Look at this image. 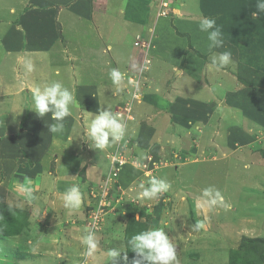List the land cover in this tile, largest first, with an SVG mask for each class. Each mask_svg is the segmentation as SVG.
Returning a JSON list of instances; mask_svg holds the SVG:
<instances>
[{"label": "rangeland", "instance_id": "374dc122", "mask_svg": "<svg viewBox=\"0 0 264 264\" xmlns=\"http://www.w3.org/2000/svg\"><path fill=\"white\" fill-rule=\"evenodd\" d=\"M199 1H0V10L19 9L18 15L0 17V84L7 89L8 109L31 115L30 90L57 81L78 102L65 118V131L79 146L84 144V151L94 145L86 129L100 110L119 113L124 131L123 140L104 152L93 146L95 163L108 160L109 167L106 161L103 179L98 175L93 184L96 190L92 184L79 187L83 202L78 210L65 212L59 202L47 206V198L43 205L28 201L13 182L8 191L0 182L4 212L22 220L29 215L18 235H0V264H57L59 258L70 264H130L125 230L133 217L145 221L141 213L152 217L151 227L165 228L179 264H229L230 252L244 239L264 241V11L257 7L260 0H206L202 7ZM141 2L147 4L146 12ZM33 6L38 7L34 20L27 13ZM180 12L191 22L215 20L220 43L208 46V32L199 29L196 44V35L180 29ZM16 24L30 43L16 41ZM5 48L19 52L7 54ZM224 52L231 53V61L220 67ZM29 62L31 72L26 70ZM113 68L125 74L119 87L109 79ZM21 115L11 114L15 136L28 117ZM34 148L41 155L42 147ZM55 152L46 171L55 169L62 176L55 167L62 153ZM117 155L127 163L115 175L110 166ZM136 162L141 167H134ZM146 172L167 180L171 188L142 205L135 197L141 181L149 186ZM105 185L112 196L103 195ZM205 188L211 197L204 199L215 198L219 190L224 200L211 209H197ZM101 199L108 201L105 213L99 211L103 229L95 232L96 252L86 256L81 237ZM32 207L43 219L33 216ZM30 215L39 223L33 226ZM201 220L205 227L195 230ZM61 235L74 251L60 246L68 256L54 252ZM109 248L121 250L120 255L109 258Z\"/></svg>", "mask_w": 264, "mask_h": 264}, {"label": "clouds", "instance_id": "9594fccd", "mask_svg": "<svg viewBox=\"0 0 264 264\" xmlns=\"http://www.w3.org/2000/svg\"><path fill=\"white\" fill-rule=\"evenodd\" d=\"M260 11H264V0H260L257 5ZM199 29L208 32V40L211 42L210 47L220 43L218 40L221 37V29L213 19L204 18L199 22ZM211 30V31H209ZM220 67L228 65L231 61V53L224 52L219 56ZM28 72L33 71V65L29 62L26 65ZM109 79L111 82L120 86L125 79V74L118 69H111L109 72ZM131 83V80H129ZM31 108L34 109L38 117L44 118L49 113L52 120L56 123L49 125L50 132L53 134H62L65 129V118L72 115L71 108L77 105V100L73 92L60 82L54 81L43 88L37 86L30 90ZM122 118L119 113L113 115L110 110H100L98 114L91 119L86 134L89 139L94 141V147L102 152L113 147L117 141L124 138ZM111 138V139H110ZM111 159L116 161L117 156H112ZM123 163V161H121ZM134 167H141L139 162L134 164ZM149 177L145 187V183L141 181L138 184L139 191L136 194L135 201H139L142 205L146 201H152L160 198L164 193H167L171 184L165 180L152 176L151 173H145ZM14 190L22 195L26 200L32 201L36 199L33 195L34 186L31 178L25 177L23 183L19 180L13 183ZM201 197L196 201L197 209H211L213 205L224 200V196L218 190L215 198L204 199V197H211V192L205 188L201 192ZM82 192L78 185H71L61 196L63 208L69 211L78 210L83 202ZM195 230H200L205 227L204 221H197L193 226ZM98 240L94 231H89L86 227L84 234L81 237V244L86 248L85 255L92 256L98 248ZM127 249L139 257L136 260L134 257V264H140V260H146L151 264H179L177 259L176 245L170 239L164 227H149L147 229L138 231L132 234L126 240ZM35 251V246L33 247ZM121 250L117 248H109L106 255L109 258H115L120 255ZM125 259L127 257L125 256Z\"/></svg>", "mask_w": 264, "mask_h": 264}, {"label": "crops", "instance_id": "0c3cea01", "mask_svg": "<svg viewBox=\"0 0 264 264\" xmlns=\"http://www.w3.org/2000/svg\"><path fill=\"white\" fill-rule=\"evenodd\" d=\"M85 1L86 0H84V2ZM36 2L38 4L39 0H36ZM205 2L206 0H200L199 6L202 7V5ZM30 3L32 2L30 1ZM146 3L144 2L139 3L142 5L143 11L145 12L146 10L144 5H147ZM0 6H3V4L0 3ZM81 6L83 7V9H85L84 6L80 4V7ZM34 7L35 6H33L31 9L27 11V13L29 14L32 20H34L35 17H37L36 11L35 12L33 11L38 10L36 9L38 7L35 8ZM134 8L137 9L136 6ZM133 13H135V11H133ZM18 14H19V9H14V13H13V9L0 10V17H4V16L8 17L10 15L13 16ZM148 14L151 16L150 12H148ZM148 14L146 13L147 16H149ZM179 15L180 17L178 19V24L180 26V29L183 31H187L188 33L191 32L190 33L191 35H196L193 41L196 44H198V38H199L198 35H200L198 33L199 23L184 20V18L181 17L182 16L181 12L179 13ZM12 19H13L12 21H14V18ZM2 20L4 21L8 19H2ZM133 21L144 23L145 21H147V19H143V20L133 19ZM11 23H8L10 28H12V25H10ZM14 27H15L14 32L16 34V41L19 42L20 44L22 43L23 40L24 41L26 40L27 43H30V40H28L27 38H23L22 30L19 29V27H21V24L19 27L17 26V24ZM208 42L210 41L206 40V44L210 46ZM208 46L206 47L208 48ZM5 49L7 51V54L8 53L17 54V52H19V51H14V49L11 48L10 49L5 48ZM6 90L7 89L4 87V85L1 87L0 84V182L4 181L3 183H5V184L1 183L2 184L1 187H4V189L8 191L7 185L10 184L11 182L14 183L15 181L19 180L21 183H23L25 177L31 178L34 186L33 194L36 195L37 204L42 203L43 205V201L48 200L51 201V203L48 204L47 206L50 205L53 206L58 202L59 204H62L61 196L64 193V191L71 185L75 183L77 184L79 183L80 184L79 187L83 189L84 187L85 188L88 187V185L91 184L93 185L95 180L98 179V175L102 176L104 174L103 172L105 170L104 169L105 162L106 161L108 162V160L96 164L95 162H97V154H95L93 150V146H88L87 148L89 149L87 151H84L85 149L84 144L82 145L80 144L79 146V140L76 137H71L68 134V132L65 131V129L62 134L51 133L49 129V125L56 123V121L52 120V118L51 119L49 118L50 113L44 118H40L37 116L35 111H33L31 115H29V113L27 112L21 115L15 113L14 108L8 109L9 104L7 100H5L4 98L5 97L4 94L7 93ZM13 90L16 89L13 88ZM13 92H17V91H13ZM11 114L15 116L21 115L22 117L25 115V117L28 116L27 118H29V119L26 118V120L23 119V121H21L18 124L20 125L21 130L19 131L21 132V134L17 136L14 135L13 127L11 126L12 124L11 120L13 118L11 117ZM46 117L47 119L45 120ZM22 123L24 124L22 125ZM43 128L45 130H43ZM42 141H43V145H40ZM34 146L36 148H39V151L42 147V151H40L42 152L41 155L35 154L36 152ZM50 149H53L52 151L53 155L49 153ZM55 151H60L62 153L61 155L59 156L57 155V156L59 157L58 158L59 161H61L62 158L63 160L59 162L57 166H55L56 169L62 171L63 173L62 176L61 175L58 176L57 174L59 172L58 170L55 169H53L52 171H46L49 165L53 166L51 159H54L55 153H59ZM90 151H92L91 155L90 153H87ZM108 167H109V162H108ZM18 169L21 172L16 171ZM103 177L104 175L102 176L101 180L103 179ZM95 186L96 185L92 186V188L94 187L93 188L94 190H96ZM41 195L42 196L45 195V199H41L42 198ZM33 205L35 204L33 203L32 206ZM33 208L34 207L31 208V210L33 211V216H36L37 218L39 216L40 219H43V216L37 214ZM64 211L67 212L68 210L64 208ZM30 221H32L33 226L35 225V223H39V222H34V220L31 219V215H30ZM32 224H30V227L32 226ZM50 227L51 226H49L48 229ZM57 233L56 231L53 230V228L51 229V234L56 235ZM61 237H63V235L58 237L60 241L58 240V243L54 247V252L56 253L57 256H68L66 251L62 252V248L61 249L59 248L60 246L67 248V245L65 246V240L62 239ZM71 249H72L71 247H68L67 251L74 252ZM69 262L70 261H68V259L64 260V258H59L58 261L56 260L57 264H70Z\"/></svg>", "mask_w": 264, "mask_h": 264}, {"label": "trees", "instance_id": "16d2710c", "mask_svg": "<svg viewBox=\"0 0 264 264\" xmlns=\"http://www.w3.org/2000/svg\"><path fill=\"white\" fill-rule=\"evenodd\" d=\"M4 191V190H2ZM6 202L0 199V235L12 237L18 235L19 232L26 226V213L22 220L19 216L15 217L11 213L4 212ZM145 221L136 220L134 217L129 221L125 230V239L127 240L132 234L147 229L152 225V217L145 213L140 214ZM127 246V245H126ZM131 263L134 264L135 254L130 250H126ZM139 260V257H135ZM140 264H151L146 260H140ZM229 264H264V241L263 239H244L243 244L237 250H232L229 256Z\"/></svg>", "mask_w": 264, "mask_h": 264}, {"label": "built area", "instance_id": "2783aa9c", "mask_svg": "<svg viewBox=\"0 0 264 264\" xmlns=\"http://www.w3.org/2000/svg\"><path fill=\"white\" fill-rule=\"evenodd\" d=\"M119 157V159L118 160H116V161H112V164H111V170H112V172L113 173H115V175H116V172H117V168H121L125 163H127V160H125V157H120V156H118ZM121 161H123V163H121ZM116 162H117V164H118V166L116 167ZM107 181V180H106ZM105 181V182H106ZM104 192V193H103ZM103 195L105 196V197H107V195H108V197H110V196H112V194H113V192L111 191V189L110 188H108V186L107 185H105L104 186V188H103ZM102 199H103V196H102ZM100 200L101 202H99V205L96 207L97 209H94V210H91V217L89 218V225H88V228H89V230H91V231H94V232H98V231H100L101 229H103V221H104V219H102V217H103V215H102V217H101V215L99 214V211H102V212H104L105 213V209H106V207H103V204L105 205V204H107V202L108 201H104V200ZM103 201V202H102ZM101 212V213H102ZM105 215V214H104Z\"/></svg>", "mask_w": 264, "mask_h": 264}]
</instances>
